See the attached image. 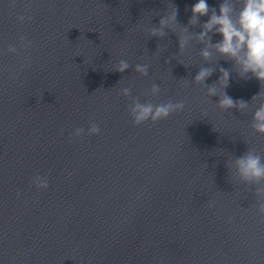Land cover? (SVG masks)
<instances>
[{
    "label": "clouds",
    "instance_id": "1",
    "mask_svg": "<svg viewBox=\"0 0 264 264\" xmlns=\"http://www.w3.org/2000/svg\"><path fill=\"white\" fill-rule=\"evenodd\" d=\"M16 5L17 0H10V8H15ZM30 12L31 6L28 5L23 12L16 16V23H30L34 19L31 14H28ZM191 13L188 26H196L200 17L208 16L211 13L208 20L200 25L202 31L198 34L189 32L188 26L180 25L177 20L178 8L170 3L167 5L165 15L160 18L159 25H152L147 29L149 37L163 38L167 35L166 30L176 33L178 35L179 54L183 53L195 40L202 45L199 55L204 63L211 64L215 61L216 64L220 59L232 61V70L236 71L241 78L254 77L261 85H264V0H222V3L219 4V14H217L216 8H210L207 0H197L191 7ZM176 26H179L182 31L177 32ZM215 34H219L222 39L213 43L212 36ZM32 46L33 41L26 35H21L16 42L7 44L5 51L7 54L20 56L21 53H27V50ZM31 63V56L24 54L19 65L20 71H23L25 67H30ZM203 65L200 66L191 83L202 85L208 98L218 96L219 100L215 103L216 106L231 116V110L234 108L242 114H245L246 111H252L249 127L254 135L264 136V93L260 91L254 95L251 102L233 100L225 91L229 85L230 70L219 67L220 77L218 81L208 85L205 84V81L216 68L204 67ZM130 67L141 76L147 77L149 75V64L137 63L133 66L126 59H120L113 70L124 73ZM249 74L251 75L249 76ZM18 76L19 73L13 70L12 78L18 79ZM180 81L185 84L189 83L187 79ZM132 92L131 87H124L120 89L119 94L129 100L127 111L134 126L149 121L156 123L159 120L167 119L173 113L182 112L187 103L184 99L177 101L169 99L167 102L161 103L145 99L142 102L140 96H134ZM160 92V85L152 83L151 87L141 95L154 97L158 96ZM96 135H102L101 126L94 118H90L87 129L76 127L69 139L82 140L85 136ZM226 167L228 173H231L239 184L244 185L246 190L248 188L254 190L256 216L259 223L264 224V152L248 147L247 151L238 158L229 154ZM32 186H35L38 191L47 190L50 186L49 174L33 175L29 181V187ZM17 195L19 196L20 193ZM215 204V200H211L208 207L211 209Z\"/></svg>",
    "mask_w": 264,
    "mask_h": 264
}]
</instances>
